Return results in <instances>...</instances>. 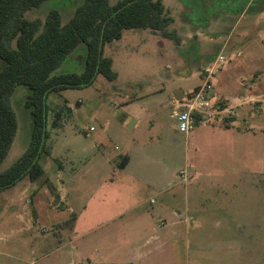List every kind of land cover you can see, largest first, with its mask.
<instances>
[{
    "label": "rangeland",
    "instance_id": "1",
    "mask_svg": "<svg viewBox=\"0 0 264 264\" xmlns=\"http://www.w3.org/2000/svg\"><path fill=\"white\" fill-rule=\"evenodd\" d=\"M82 1L44 0L25 17L44 19L50 9H57L65 24ZM164 2L173 18L169 28L177 32L178 42L161 36L142 40L148 32L125 30L120 40L104 47L118 73L115 80L98 75L90 86L48 96L50 155H43L40 162L49 183L75 190L77 179L79 184L84 182L82 205L88 210L92 197L101 190L100 172L93 167L94 162L104 145L123 149L127 112L136 121L144 118L142 127H133L135 141L143 149L134 155L141 162L135 160L128 170L157 182V188L141 190L153 202L122 217L97 220L99 214L86 212L79 218L75 244H79L81 254L77 263L264 264V13L259 11L264 0H187L192 8L185 0ZM134 32L137 38H129ZM196 32L198 36H194ZM219 52L227 61L214 75L213 85L217 90L229 88L228 77H233L247 87L249 97L239 104L228 102L227 110L216 116L221 119V128L198 123L185 136L173 127V107L163 104L172 98L179 100L201 83L203 69ZM85 53V44L78 45L53 74L80 72ZM4 65L0 59V69ZM25 97V87H16L12 104L18 129L0 171L9 167L29 143L31 116L24 106ZM59 107L62 113L52 126ZM147 121H154L153 126L147 127ZM89 126L95 131L86 137ZM142 151L149 159L141 157ZM183 169L192 175L187 183L179 179ZM118 178L116 174L113 183H119ZM20 182L30 183L28 179ZM43 183L34 182V186ZM17 187L0 191L4 211L0 214V263L22 258L26 264H66L67 260L59 262L55 253L40 255L57 245L59 235L52 220L68 219L80 210L78 201H73L76 190L63 200L45 188L42 200L47 217L31 231L14 233L10 229L18 226L10 206L20 196ZM171 192L176 193L177 200L170 196V201H164ZM128 194L111 190L105 202L109 215L131 206L135 200L130 201L132 195ZM27 201L23 204L28 205L27 217L31 218V202ZM144 206L148 210L139 212ZM150 235L159 236V241L144 245ZM44 238L47 245L38 247V240L40 244ZM137 247L142 253L139 258L134 255Z\"/></svg>",
    "mask_w": 264,
    "mask_h": 264
},
{
    "label": "trees",
    "instance_id": "2",
    "mask_svg": "<svg viewBox=\"0 0 264 264\" xmlns=\"http://www.w3.org/2000/svg\"><path fill=\"white\" fill-rule=\"evenodd\" d=\"M44 0H0V163L6 157L18 129L12 96L18 86L26 89L24 106L31 116L27 147L6 169L0 171V191L23 179L48 182L40 159L49 156L48 96L66 89L83 88L94 83L98 75L108 81L117 78L113 59L104 54L106 44L122 38L129 29H148L163 38L178 42L170 29L173 18L163 0H83L65 23L57 9L45 18L28 19L25 13ZM261 7V8H260ZM259 11L264 10V2ZM86 53L80 72L53 74L64 59L80 44ZM64 107V105L62 106ZM62 107L54 111L52 126L58 123ZM69 110V108L67 109ZM200 115L195 116L198 123ZM119 166L126 162L120 157ZM55 197V189L47 184ZM72 216L69 221H72Z\"/></svg>",
    "mask_w": 264,
    "mask_h": 264
},
{
    "label": "crops",
    "instance_id": "3",
    "mask_svg": "<svg viewBox=\"0 0 264 264\" xmlns=\"http://www.w3.org/2000/svg\"><path fill=\"white\" fill-rule=\"evenodd\" d=\"M165 0H163L164 2ZM186 5H187V0H185ZM165 5V2H164ZM188 6V5H187ZM166 7V6H165ZM190 8H192L193 6H188ZM261 13H264V11H262ZM146 33V35H144L142 37V40H147L150 38V36H155V37H160V35L155 32V31H151L148 29H143ZM199 32H196L194 34V36H198ZM123 36V35H122ZM138 33L134 32L132 33L129 38H137ZM162 38V37H161ZM120 40V39H119ZM117 40H114L112 42H110L109 44H113L115 43ZM207 67V66H206ZM205 67V68H206ZM204 68V69H205ZM203 69V71H204ZM229 80V81H228ZM228 82L226 83L227 85H229V88H220V90H217L216 87L214 86V91H213V96H214V100H215V105L218 109H224L227 110L226 105L228 104V102H232V103H236L239 104L241 103L242 99L248 98L249 96H246L247 93V87L243 86L241 83H239V81L233 79H230V77H228ZM225 79H224V83H225ZM234 81L231 85V82ZM200 84V83H199ZM198 84V85H199ZM235 84V85H234ZM197 85V86H198ZM197 86H195L193 89H191L190 91L194 90ZM127 91L131 93V88L127 87ZM186 92L182 94V97L179 98V100L172 98L170 99V101H168V103L163 104L165 106H171L174 107L179 104L182 103L183 101H185L188 93L190 92ZM146 94V93H145ZM145 94H143L142 96H145ZM133 100L135 98H132ZM127 114V120L126 123L124 124V132H125V136H124V146L123 149H120L118 146H114L113 149H108L106 145H104V147L101 150V154L99 157H97V159L94 162L93 167L95 168V170L98 172H100V186H101V190L99 191V193L92 197V200L90 201V205L88 210L86 209V205H82L84 199V192L83 189L86 187V184L83 182L81 184H79V180L77 179V187H75L74 189L76 190L77 194L75 195V198L73 199V201H78V205L80 206V210L76 213H74L72 216H74L73 220L71 221V223H67L68 219L65 220H61L57 222V218L53 219L52 223H53V228L56 229L57 234L59 235L56 239H57V245H55V247L52 250H44L46 251L45 254L40 255V258L49 255L50 253H55V255H57V260L63 261L64 259L67 260L66 264H78L77 263V259L79 258L81 252H80V248H79V244L76 245L75 241L77 239V221L79 220V218H82V216L85 215L86 212H90L91 214H96L95 216L97 220H111L117 217H122L125 214H128V212L131 209H134L136 207H139L141 205H144V203H152V198L149 197L147 198V196H145L144 193L141 192V190L143 188L146 189H154L155 187L157 188V182L156 179L154 178H147V177H143L141 174H138L136 172H132L133 170H128V168L130 167V165L137 160L139 161V158L134 155V151L136 152L137 150H143L142 149V145L139 142L135 141V137L133 136L136 133V130L133 129L134 125L137 126V130L139 129L138 126H143V119L144 118H140L137 121L135 119H133L134 117H132L129 112L126 113ZM170 117L175 119L173 116V111L170 114ZM216 118V119H215ZM214 119L205 122V123H199L202 126H207L208 124H211L213 127H222L220 126V124L222 122H220L221 119H218V117H215ZM154 122V121H153ZM153 122L147 121V127H152L153 126ZM197 123V124H198ZM231 124L233 123V125L236 123V121L234 122H230ZM175 125H173V127L175 128ZM90 127V126H89ZM197 127V126H196ZM227 128V127H226ZM176 129V128H175ZM219 129V128H218ZM194 130V129H193ZM193 130L191 132H193ZM95 131V130H94ZM190 138L193 139L192 137V133H190ZM121 156H125V164L123 166H119V162H120V157ZM141 157L145 158L147 160V158L149 159V157L147 156V154L145 152H141ZM144 163L147 161H143ZM62 166L61 168L57 169L58 171H62L63 170ZM111 168V169H110ZM111 170L113 171L112 173ZM111 174V175H110ZM119 176V183L117 182V184L113 183V178L115 175ZM49 182L43 183L41 185H35L34 186V182H30L28 183H18L16 184V186H18L17 188L20 189V196L18 197V200L15 199L13 200L14 204L10 206L11 211H13L14 216H13V220L16 222L17 224V228H12L10 229V231H13L14 233H18V232H26V231H31L33 230L34 226L39 223V220H41L42 218H46L47 214H46V207H45V202H43L42 200V196L45 195V188L47 191H49V193L51 192L50 189L48 188L47 184ZM51 184V183H50ZM52 185V184H51ZM51 187H53L55 189V194H56V198L57 199H63V200H67L68 197L70 198V193L71 191H75L70 187L64 188V187H57L55 185H52ZM114 189H120L123 190L124 193H129L130 195H132V198H130L131 200H135L133 202H131V206L128 207L127 209H125L124 211H117L114 213H111V215H109V212L107 210L108 206L105 204V202L107 201L106 199L109 198L111 190ZM51 194V193H50ZM128 194V195H129ZM17 195V194H16ZM127 195V196H128ZM170 196H172V198L174 200H177V195L176 193H170L169 196H166V198L164 199V201H170ZM171 198V199H172ZM26 200H28L27 202H31V210H32V215L31 218L27 217V206L23 204V201L26 202ZM180 200V199H178ZM100 202H103V204H100ZM146 209L148 210V207L144 206V209L141 208L139 212H143L144 210L146 211ZM4 212L3 208H2V204L0 201V214ZM105 215H108V217H103ZM81 216V217H80ZM65 223V224H64ZM14 225H16L13 222ZM64 224V225H63ZM63 233V234H62ZM176 230L173 229V234L176 235ZM154 240H158L159 241V236L156 235H150L149 237H147L145 239L144 245H148L151 241ZM42 241V243L39 244V240H38V247L40 245V247L45 244L47 245V241L46 238L40 240ZM159 245V244H156ZM134 255L136 256V258L141 257L142 253L139 251V247H137L134 250ZM15 260H17V262H11L8 261L6 259L2 260L0 264H26V262L24 261V259L22 258H15ZM76 261V263H75ZM43 264H47L46 262H44ZM62 264V263H61Z\"/></svg>",
    "mask_w": 264,
    "mask_h": 264
},
{
    "label": "built area",
    "instance_id": "4",
    "mask_svg": "<svg viewBox=\"0 0 264 264\" xmlns=\"http://www.w3.org/2000/svg\"><path fill=\"white\" fill-rule=\"evenodd\" d=\"M226 61L227 57L223 52H219L215 56L212 64L204 69L202 82L188 93L185 101L174 107L173 116L176 120L175 128L185 136L195 128L197 124L195 120L196 115H200L201 117L198 121L199 123H205L226 111L224 109H218L215 105L216 102L213 96L214 85L212 81L214 75L223 67ZM94 130L95 128L93 126L88 127L84 132L85 136L90 137L91 132ZM191 176L185 169L179 172V179L183 183H187Z\"/></svg>",
    "mask_w": 264,
    "mask_h": 264
}]
</instances>
